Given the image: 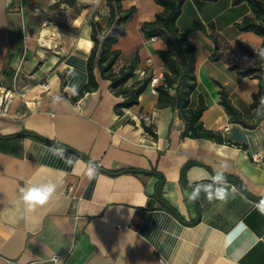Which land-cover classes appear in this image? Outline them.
Returning a JSON list of instances; mask_svg holds the SVG:
<instances>
[{"label":"crops","instance_id":"0c3cea01","mask_svg":"<svg viewBox=\"0 0 264 264\" xmlns=\"http://www.w3.org/2000/svg\"><path fill=\"white\" fill-rule=\"evenodd\" d=\"M122 5H134L135 12L114 44L121 51L115 66L136 52L135 75L127 84L145 75L160 80L157 50L167 44L158 36L144 38L139 26L162 6L154 0ZM108 13L105 0H0V85L15 91L8 111L0 113V264H156L159 257L162 264H264V114L253 128L230 122L217 92L219 82L243 114L253 113L258 79L229 67L253 64L261 46L259 34L235 26L251 13L248 3L185 0L176 21L195 44L191 105L201 95L203 125L245 147L181 137L178 111L157 107L150 85L138 104L118 115L113 105L121 97L97 67V88L71 100L87 80L90 22L105 25ZM252 152L261 157L254 160ZM187 160L196 163L182 183ZM93 164L97 173L89 179ZM126 166L157 170L160 190L154 174L106 171ZM223 173L237 177L248 194L218 177ZM48 181L57 184L51 200L26 211L19 189ZM220 187L226 199L216 198Z\"/></svg>","mask_w":264,"mask_h":264},{"label":"trees","instance_id":"16d2710c","mask_svg":"<svg viewBox=\"0 0 264 264\" xmlns=\"http://www.w3.org/2000/svg\"><path fill=\"white\" fill-rule=\"evenodd\" d=\"M68 4H73L74 0H63ZM123 0H105L109 13L105 25L97 20H92L90 38L93 42L90 52L86 59L87 80L81 85L77 93L71 97L75 101L85 92L97 88L93 69L97 67L102 78L109 80V87L112 93L120 96L121 99L113 105V111L118 115L123 114V110L139 103V95L149 85L150 76L145 75L133 80L130 84L127 81L135 75V69L138 64V54L135 52L133 58L120 66H115L121 51L114 47L120 36L125 35V25L135 12V6L131 5L124 8ZM162 6V10L157 12L153 19L143 21L139 28L144 38L149 39L154 36L161 37L167 44L166 49H159L157 53L163 62L162 77L155 85L157 107L170 106L178 111V115L183 121L181 137L205 138L217 143L237 144L241 147L246 145L236 143L222 135L221 132L207 128L203 125L201 115L206 108V103L200 95L195 106L190 103L191 93L196 88L197 80L195 76V44L191 41L184 31L177 26V18L181 12L185 0H154ZM215 1V0H208ZM247 2L251 13L244 15L235 26L239 30H249L259 34L262 37L260 48L254 53V62L245 67H239L237 64H231V69H236L243 76H253L258 79V90L252 93L250 107L254 110L249 115L243 114L231 101L225 86L217 82L218 103L222 106L228 120L238 123L243 127L253 128L261 120L263 114L256 115L255 109L259 104L261 96H264V72L262 69V58L258 53L264 51V0H231L233 4ZM204 28V27H202ZM210 34L215 40H218L214 32L212 23L208 24ZM215 57V55H212ZM61 88L65 85V79L61 76ZM173 89V90H171ZM141 124L149 135L157 138V133L150 125H146L141 119ZM34 139L42 140L36 134L27 132ZM65 147L64 145H61ZM67 148V147H66ZM78 155H81L78 153ZM194 160H187L180 168V181L185 182L186 169L195 164ZM202 164V163H200ZM111 174L123 172H132L135 174H154L157 176L155 189H159L163 182L162 175L152 169H140L132 166L108 169ZM218 177L230 180L237 186L248 192L242 186L240 181L232 174L223 173ZM160 192V191H159Z\"/></svg>","mask_w":264,"mask_h":264},{"label":"clouds","instance_id":"9594fccd","mask_svg":"<svg viewBox=\"0 0 264 264\" xmlns=\"http://www.w3.org/2000/svg\"><path fill=\"white\" fill-rule=\"evenodd\" d=\"M37 14H39V10H37ZM258 54L264 58V51H261ZM255 113L256 115L264 114V96L260 97L259 104L255 109ZM64 151L65 150L62 148L56 149L57 154L61 157H63ZM96 173L97 166L93 164L89 168L87 176L89 179H93ZM56 191L57 184L52 181L42 182L39 184H29L19 189L20 200L22 201L26 211H33L38 206L46 205L51 200ZM215 196L221 200L226 199L227 191L225 187L218 188ZM209 199H212L211 195H209Z\"/></svg>","mask_w":264,"mask_h":264},{"label":"built area","instance_id":"2783aa9c","mask_svg":"<svg viewBox=\"0 0 264 264\" xmlns=\"http://www.w3.org/2000/svg\"><path fill=\"white\" fill-rule=\"evenodd\" d=\"M144 71H141L140 73L143 74ZM159 82V77L157 75H153L150 78L149 81V85L151 88L152 92H155V85ZM49 85V81L44 80L40 86L42 89H46ZM15 91L9 87H4L0 85V113L6 112L8 111L9 107H10V103H11V98L14 95ZM19 95L24 96V92L20 91L18 92ZM251 157L254 160H258L261 157V154L258 152H252ZM53 260L55 259V257L52 258ZM163 260L162 258H157L156 259V264H162Z\"/></svg>","mask_w":264,"mask_h":264}]
</instances>
